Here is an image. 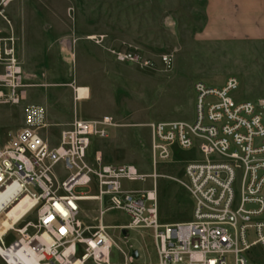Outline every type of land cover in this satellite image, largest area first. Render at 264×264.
I'll return each instance as SVG.
<instances>
[{
	"label": "built area",
	"instance_id": "2783aa9c",
	"mask_svg": "<svg viewBox=\"0 0 264 264\" xmlns=\"http://www.w3.org/2000/svg\"><path fill=\"white\" fill-rule=\"evenodd\" d=\"M14 1L0 0V19L8 25L6 12ZM119 58L132 60L125 55ZM238 85L234 77L221 87L197 81L191 123L147 125L151 174L132 164L103 163L99 152L88 159L92 142L108 139L117 129L112 117L76 118L51 140L45 114L29 107L25 127L0 148V216L23 199L30 205L1 235L0 247L25 248L38 264H134L136 258L113 242L103 224V216L112 210L127 218L125 224L113 226L122 237L148 232L156 264H264V99L236 101L232 92ZM22 88V70L10 34L0 38V105H20ZM173 147L196 148L199 155L184 162L178 180L191 199L192 218L161 224L156 167L172 159ZM82 202L100 207L92 231L79 219ZM32 214L33 222L19 226ZM10 232L17 237L6 244ZM113 248L121 262L114 261ZM0 258L9 264L8 255Z\"/></svg>",
	"mask_w": 264,
	"mask_h": 264
},
{
	"label": "rangeland",
	"instance_id": "374dc122",
	"mask_svg": "<svg viewBox=\"0 0 264 264\" xmlns=\"http://www.w3.org/2000/svg\"><path fill=\"white\" fill-rule=\"evenodd\" d=\"M204 8L205 0H15L6 12L9 25L0 19V38L14 37L24 99L18 106L0 105V148L25 127L29 107L45 114L51 140L76 118L110 116L117 129L108 139L92 142L88 159L99 152L103 163L132 164L151 174L147 125L191 123L195 82L221 87L234 77L236 101L264 99V42L206 39ZM120 55L132 60L122 61ZM171 151L172 159L156 167L161 224L192 218L191 199L178 180L184 162L199 155L196 148ZM80 206L79 219L92 231L100 207ZM34 219L27 215L19 226ZM126 222L118 211L103 216L113 242L127 255H137L134 264H156L147 231L122 237L113 227ZM16 237L10 232L4 240ZM111 253L115 262L122 261L116 248ZM0 264L6 263L0 258Z\"/></svg>",
	"mask_w": 264,
	"mask_h": 264
},
{
	"label": "crops",
	"instance_id": "0c3cea01",
	"mask_svg": "<svg viewBox=\"0 0 264 264\" xmlns=\"http://www.w3.org/2000/svg\"><path fill=\"white\" fill-rule=\"evenodd\" d=\"M204 12L206 39L264 42V0H205Z\"/></svg>",
	"mask_w": 264,
	"mask_h": 264
},
{
	"label": "bare ground",
	"instance_id": "6f19581e",
	"mask_svg": "<svg viewBox=\"0 0 264 264\" xmlns=\"http://www.w3.org/2000/svg\"><path fill=\"white\" fill-rule=\"evenodd\" d=\"M30 202L27 199L21 200L16 206L7 213L0 216V237L1 235L24 214ZM1 255H8L6 260L9 264H38L34 257L25 248L6 251L0 247ZM78 264V263H76Z\"/></svg>",
	"mask_w": 264,
	"mask_h": 264
},
{
	"label": "water",
	"instance_id": "95a60500",
	"mask_svg": "<svg viewBox=\"0 0 264 264\" xmlns=\"http://www.w3.org/2000/svg\"><path fill=\"white\" fill-rule=\"evenodd\" d=\"M122 234H124V232H122ZM132 256H133L134 258H136V257H137V255H136V254H132Z\"/></svg>",
	"mask_w": 264,
	"mask_h": 264
}]
</instances>
